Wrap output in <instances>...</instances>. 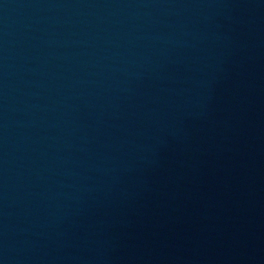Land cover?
Listing matches in <instances>:
<instances>
[{"label": "water", "instance_id": "95a60500", "mask_svg": "<svg viewBox=\"0 0 264 264\" xmlns=\"http://www.w3.org/2000/svg\"><path fill=\"white\" fill-rule=\"evenodd\" d=\"M0 264H264V0H0Z\"/></svg>", "mask_w": 264, "mask_h": 264}]
</instances>
